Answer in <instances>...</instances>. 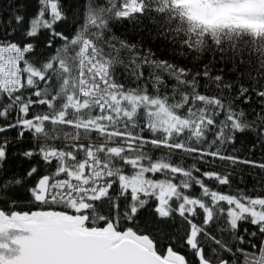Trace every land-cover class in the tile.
<instances>
[{
	"label": "snow or ice",
	"instance_id": "obj_1",
	"mask_svg": "<svg viewBox=\"0 0 264 264\" xmlns=\"http://www.w3.org/2000/svg\"><path fill=\"white\" fill-rule=\"evenodd\" d=\"M37 4L0 18V264H264V0Z\"/></svg>",
	"mask_w": 264,
	"mask_h": 264
},
{
	"label": "trees",
	"instance_id": "obj_2",
	"mask_svg": "<svg viewBox=\"0 0 264 264\" xmlns=\"http://www.w3.org/2000/svg\"><path fill=\"white\" fill-rule=\"evenodd\" d=\"M72 3V0H65V4L69 5ZM20 5L22 6V11L23 14H25L26 16H32L36 13L37 8H38V4H37V0H0V18H3L5 21L8 19V17L15 12L16 10V6ZM25 27H27V25H25ZM3 33L0 32V35H2ZM20 34L19 31L17 32V34L15 36L12 37L13 40H19ZM47 39V33H41V35L35 40L37 46H38V50H45L44 49V42ZM8 135L10 137H14L16 135L15 131H12L10 133H8ZM252 143V138L251 136L248 137H241L236 144V147L240 149V152L238 153L241 156H245L247 155V150L248 147L251 145ZM11 151V150H10ZM262 157H264V152H262L259 148L256 149L255 152H253L250 155V159H256V160H260ZM36 161H26L24 160L22 157L20 156H15V155H10V158L8 160V169H9V174L12 173H16L18 175L23 176L25 174V172L27 171V169L30 167L31 164H35ZM241 168L244 169V171L241 173V175L244 176V183L240 184L238 180H233L234 184H237L239 187L241 188H251L255 183L256 180L261 178V173L259 172V169H250L247 168L246 166H239ZM255 177V178H254ZM32 183L31 180H29L27 182V184ZM211 183V182H209ZM27 184H25L24 188L27 187ZM24 188L22 189H18L16 195L18 196L19 199L21 200H27L28 196L26 191L24 190ZM225 190V189H222ZM178 218H177V225L178 226ZM247 227L250 231L254 230L253 226L248 225V224H241L240 225V234H243V229ZM247 239V237H245ZM178 251L181 252V254H186L185 250L180 248L177 249ZM188 258L191 259L192 257L190 255H188Z\"/></svg>",
	"mask_w": 264,
	"mask_h": 264
}]
</instances>
